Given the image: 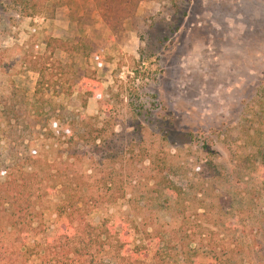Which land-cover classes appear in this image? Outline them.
Masks as SVG:
<instances>
[{"label":"rangeland","instance_id":"rangeland-1","mask_svg":"<svg viewBox=\"0 0 264 264\" xmlns=\"http://www.w3.org/2000/svg\"><path fill=\"white\" fill-rule=\"evenodd\" d=\"M45 6L52 17L0 0V101L23 105L17 120L0 115V181L31 137L49 187L38 201L39 232L17 243L10 264H89L45 248L60 214H78L75 201L93 224L147 225L148 264H264V0ZM49 35L75 48L54 56L66 65L67 86L97 77L103 104L78 91H36L32 58ZM59 169L69 176L66 190H53ZM93 194H103L99 204ZM93 264L123 263L107 248Z\"/></svg>","mask_w":264,"mask_h":264},{"label":"trees","instance_id":"trees-1","mask_svg":"<svg viewBox=\"0 0 264 264\" xmlns=\"http://www.w3.org/2000/svg\"><path fill=\"white\" fill-rule=\"evenodd\" d=\"M20 2L22 4L21 12L27 16L43 13L47 8L45 6L46 0H20ZM31 2L32 5H30ZM47 9L50 10L48 13L52 17L53 9ZM46 16L48 15L46 14ZM44 42L46 44L45 51L33 54L32 58L33 66L31 69L36 70L40 76L36 91L39 92V88L44 89L45 87L58 94L71 95L78 91L88 97L98 98L100 104H103L104 94L97 77L87 76L89 83H91L88 87V82L85 83L84 80L78 83V88L67 86L66 65L54 56L58 50L71 54L75 50L74 46L53 35L47 36ZM13 98V96L4 97V100L0 101L1 119L11 121L20 118L23 105H17L13 102ZM262 98L264 99V89ZM100 137L98 134L94 140L96 141ZM27 138L26 143L25 139L21 140L23 147L15 150V156H12L13 159L11 158L12 162H9L10 164L2 171L5 177L0 181V235L6 239L4 240L5 248L0 246V264L13 262L17 243L26 246L30 238L39 232V227L42 224L43 213L38 209V201L46 193L43 190L45 191L49 187L43 184L44 176L41 170L43 166L40 167V170L36 167L37 164L39 166L43 163V159L35 147L33 138ZM17 164L18 167H16ZM59 170L56 172L58 180L52 184L53 190L59 189V185L66 190L69 176L61 169ZM118 189L120 194L124 196V191H121L124 190L123 187ZM106 191L108 195L115 193L111 187H108ZM85 195L84 191L81 190L79 197L84 199ZM100 195L103 194H93L91 198L99 204L98 197ZM106 201L114 203L116 200L110 198ZM85 202L87 203L86 200H84ZM72 207L78 214L75 215L73 212L60 214L55 235L49 237L45 242L48 253L53 254L59 260L66 259L72 262L93 264L97 253L112 248L123 264H148L150 262L151 246L148 242L151 233L147 225L141 229V225L135 223V220L126 224L104 220L97 225L88 220V212L81 201H75L72 203ZM139 236L141 237L140 241L137 240ZM26 254L27 251L23 252V255ZM23 264H26V260Z\"/></svg>","mask_w":264,"mask_h":264}]
</instances>
